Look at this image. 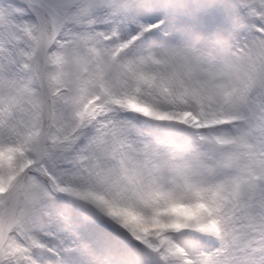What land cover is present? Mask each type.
<instances>
[{"label": "snow or ice", "instance_id": "snow-or-ice-1", "mask_svg": "<svg viewBox=\"0 0 264 264\" xmlns=\"http://www.w3.org/2000/svg\"><path fill=\"white\" fill-rule=\"evenodd\" d=\"M0 264H264V0H0Z\"/></svg>", "mask_w": 264, "mask_h": 264}]
</instances>
